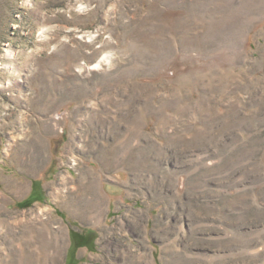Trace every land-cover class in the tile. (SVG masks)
Returning <instances> with one entry per match:
<instances>
[{"label": "rangeland", "instance_id": "1", "mask_svg": "<svg viewBox=\"0 0 264 264\" xmlns=\"http://www.w3.org/2000/svg\"><path fill=\"white\" fill-rule=\"evenodd\" d=\"M0 264H264V0H0Z\"/></svg>", "mask_w": 264, "mask_h": 264}]
</instances>
